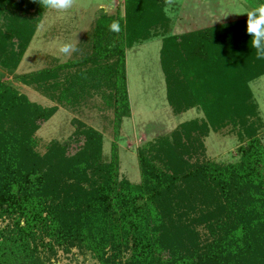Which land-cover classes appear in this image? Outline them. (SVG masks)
<instances>
[{
    "label": "trees",
    "instance_id": "trees-1",
    "mask_svg": "<svg viewBox=\"0 0 264 264\" xmlns=\"http://www.w3.org/2000/svg\"><path fill=\"white\" fill-rule=\"evenodd\" d=\"M44 9L0 0V264H54L58 250L73 248L97 264H264V123L249 87L264 60L248 44L247 17L163 38L167 103L203 117L138 149L141 179L132 183L119 178L114 141L103 161L99 130L78 122L83 143L72 153L57 140L40 153L36 132L59 106L100 93L116 137L130 115L124 48L166 25L162 0H125V18L105 21L71 59L15 76L51 106L1 77L18 67ZM229 126L238 159L204 158V138Z\"/></svg>",
    "mask_w": 264,
    "mask_h": 264
},
{
    "label": "rangeland",
    "instance_id": "rangeland-1",
    "mask_svg": "<svg viewBox=\"0 0 264 264\" xmlns=\"http://www.w3.org/2000/svg\"><path fill=\"white\" fill-rule=\"evenodd\" d=\"M162 2L163 12L168 18L166 25L160 24L163 26L150 29L148 38L143 39L137 35L132 46L124 48L130 115L121 119L116 137L113 109L106 107L104 98L99 96L100 93H96L89 99L81 101L77 107L59 106L56 113L41 124L36 132L37 150L40 153L45 151L46 145L52 140L67 144L69 153L77 150L83 143L84 135L82 133V136L76 135L78 122H82L101 132L103 161H109L110 146L114 141L119 158V178L138 183L141 175L137 150L145 147L149 141L169 135L180 123L203 117L195 108L174 114L167 103L165 78L160 63L163 38L180 36L247 17L246 13H237L245 10L247 6L254 5L257 0H162ZM125 15V0H74L72 8L66 12L44 9L36 33L21 62L13 74L3 73L2 80L32 102L43 106L54 105L55 102L22 83L15 76L39 70L44 66H52L51 61L57 58L59 63L71 59L73 53L65 56L59 52L62 44L72 43L77 48L81 42L91 38V35L97 40L98 29L105 21L112 17L123 19ZM145 34L147 32L142 28L141 36L144 37ZM249 87L264 123V75L251 81ZM101 91H104V88ZM261 135L264 142V129ZM204 145V158L208 160L227 163L238 159L237 147L240 141L236 130L230 126L218 132L210 131L204 138ZM51 262L97 264L90 254H83L75 248L67 253L58 250L56 256L51 258Z\"/></svg>",
    "mask_w": 264,
    "mask_h": 264
},
{
    "label": "clouds",
    "instance_id": "clouds-1",
    "mask_svg": "<svg viewBox=\"0 0 264 264\" xmlns=\"http://www.w3.org/2000/svg\"><path fill=\"white\" fill-rule=\"evenodd\" d=\"M37 2L43 8L66 12L72 8L74 0H37ZM244 13L247 15L246 32L250 37L248 44L255 50L256 59L264 60V0H257L254 5L247 6L237 14ZM114 30L119 29L114 26ZM75 51L76 47L72 43H64L59 47V52L65 56Z\"/></svg>",
    "mask_w": 264,
    "mask_h": 264
},
{
    "label": "crops",
    "instance_id": "crops-1",
    "mask_svg": "<svg viewBox=\"0 0 264 264\" xmlns=\"http://www.w3.org/2000/svg\"><path fill=\"white\" fill-rule=\"evenodd\" d=\"M250 84V83H249ZM252 94H253V92H252Z\"/></svg>",
    "mask_w": 264,
    "mask_h": 264
}]
</instances>
